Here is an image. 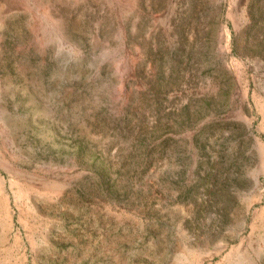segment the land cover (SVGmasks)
<instances>
[{"label":"rangeland","instance_id":"obj_1","mask_svg":"<svg viewBox=\"0 0 264 264\" xmlns=\"http://www.w3.org/2000/svg\"><path fill=\"white\" fill-rule=\"evenodd\" d=\"M0 264H264V0H0Z\"/></svg>","mask_w":264,"mask_h":264}]
</instances>
